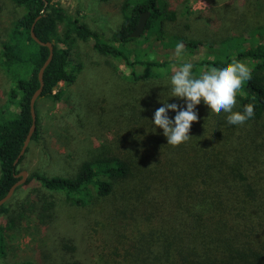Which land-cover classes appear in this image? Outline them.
<instances>
[{
    "label": "trees",
    "instance_id": "obj_1",
    "mask_svg": "<svg viewBox=\"0 0 264 264\" xmlns=\"http://www.w3.org/2000/svg\"><path fill=\"white\" fill-rule=\"evenodd\" d=\"M183 1L179 12L172 0H121L123 22L105 39L52 0H0V15L6 3L22 11L0 27V66L11 84L0 111V200L20 179L15 176L29 147L14 162L32 124L30 100L49 54L31 38L32 27L53 48L38 100L60 101V84L76 81L80 65H71V58L78 41L92 40L98 54L121 63L126 79L148 85L114 118L113 152L102 144L72 174L32 172L15 189L0 207V257L32 221L47 226L56 220L60 196L63 204L92 209L100 218L102 240L91 247L101 254L92 264H264V0L226 4V17L237 13L228 18L232 26L216 29L220 20L213 12L217 35L202 38L167 30L180 14L190 16ZM142 12L150 14L144 40L166 41L181 57L200 48L204 57L194 63L156 60L128 47L142 43L129 37ZM175 68L183 76L172 83ZM203 73L219 76L221 103L200 86ZM38 100L30 142L39 139ZM28 186L22 205L11 206Z\"/></svg>",
    "mask_w": 264,
    "mask_h": 264
},
{
    "label": "rangeland",
    "instance_id": "obj_2",
    "mask_svg": "<svg viewBox=\"0 0 264 264\" xmlns=\"http://www.w3.org/2000/svg\"><path fill=\"white\" fill-rule=\"evenodd\" d=\"M232 1L187 0L190 16L180 14L179 20L173 25L169 24L167 30L173 34L179 33L195 38L214 37L217 34L211 22L214 18L212 13L215 12L220 20V23L215 25L216 29L221 31L224 27L232 26L228 18H235L237 13L226 17V4ZM52 2L64 8L73 19L77 18L92 30L101 33L105 39H109L123 22L121 0H52ZM172 2L179 5V12L184 11L183 0ZM21 13V10L11 9L6 3V8L0 15L3 16L0 17V27L7 25L6 17L19 16ZM138 40L142 43H132L128 47H138L141 50L139 53L146 52L147 58L156 60L181 58L194 63L204 57L200 48L182 58L176 48L167 46L166 41H158L156 38L144 40L142 37ZM93 45L92 40L87 43L81 41L76 43L71 65H80V70L72 85L64 87L63 83L60 84L64 90L61 100L57 102L42 98L38 100L39 139L29 142L27 146L29 150L20 165L21 172L25 171L28 175L39 172L47 176H67L72 174L75 165L85 160L91 152L99 151L102 144L108 146L111 152L116 149L114 118L117 113H124L130 103H133V97L137 96L141 88L147 89L148 85L126 79L127 71L121 63L98 54ZM177 47L182 49L183 45ZM180 76H183V73L175 68L168 80L173 83V80ZM201 76L200 86L214 101L221 103L222 97L217 81L219 76L210 73H203ZM196 82L198 85L197 78L193 80V83ZM150 86L152 87V83ZM10 88V81L0 66V111L5 109ZM102 111L104 113H101ZM30 190L29 186L21 189L11 206L15 208L22 205L20 203L24 202ZM55 198L56 220L47 226L32 221L8 241V247L6 246L4 255L0 257L1 264L23 262L92 264L94 256H100L101 253L95 248L93 251L91 247L94 244L97 246V240H102L99 235L101 226L96 225V221L100 220L98 214L92 212V209L82 210L67 206L63 204L60 196Z\"/></svg>",
    "mask_w": 264,
    "mask_h": 264
},
{
    "label": "water",
    "instance_id": "obj_3",
    "mask_svg": "<svg viewBox=\"0 0 264 264\" xmlns=\"http://www.w3.org/2000/svg\"><path fill=\"white\" fill-rule=\"evenodd\" d=\"M149 12H142L139 14V19L138 22L136 24L135 29L131 32V34L129 35L130 38L133 39H138L141 37V35L144 33L145 30V26H146V22L149 18ZM31 38L33 39V41L35 43H37L39 46H44L48 48L49 54L48 57L46 59V61L44 62L43 66L41 67V69L39 70L38 73V80H39V88L37 89V91L34 93V95L32 96L31 100H30V113H31V118H32V124L31 127L29 129L28 135L24 141L23 147L17 157V159L15 160L14 164H16L18 162V160L20 159V157L24 154L32 134L35 131V121H36V115H35V111H34V105L36 103V101L38 100V97L40 96L41 92H42V88H43V80H42V76H43V71L44 69L47 67V65L50 63L52 56H53V48H52V44L51 43H43L40 40L37 39V37L34 35L33 33V27L31 29L30 32ZM27 172L22 171L20 172L18 175H16V178H20L7 192V194L5 195V197H3L0 200V207L5 204L13 195L14 191L16 188H18L19 186H21L22 184L25 183L26 179H27Z\"/></svg>",
    "mask_w": 264,
    "mask_h": 264
}]
</instances>
